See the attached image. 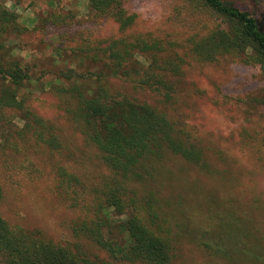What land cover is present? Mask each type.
Here are the masks:
<instances>
[{
    "label": "trees",
    "instance_id": "16d2710c",
    "mask_svg": "<svg viewBox=\"0 0 264 264\" xmlns=\"http://www.w3.org/2000/svg\"><path fill=\"white\" fill-rule=\"evenodd\" d=\"M89 1L95 18L115 21L122 33L136 22L137 16L128 11L126 0ZM181 1V8L212 24L205 33H197L188 41L198 61L211 63L238 57L259 68L264 77V0ZM62 16L48 19L40 33L47 36L62 29L71 31L75 37L62 38V46L56 49L71 50L78 61L89 60L101 68L97 73L67 69L57 74L56 80L61 94L72 101L70 118L92 150L86 153L87 158L96 161L102 172L93 186L64 167L56 172L55 192L77 214L70 237L49 239L40 229L10 222L0 209V264H176L179 240L173 234L170 214L147 186L167 178V172L159 171L169 154L203 169L207 168L203 152L184 137L165 111L114 92L108 80L121 79L134 90L158 95L163 104L169 105L178 84L175 79L182 75L183 60L178 56L163 58L160 54L164 47L148 44L143 38L94 41L93 30H77L75 23L67 24ZM26 32L29 29L0 1V161L7 169L0 176V205L5 200L6 186L12 187L14 182V157L33 155L36 145L51 152L65 147L58 129L30 110L32 92L28 89L34 80L31 69L9 53L7 34L22 36ZM139 55L148 58L146 64L138 59ZM87 80L95 82L94 89L81 84ZM8 112L17 114L22 126L14 123ZM189 210L185 207L184 213L192 212L194 218L197 211L202 213L199 209L196 213ZM211 212L210 219L216 222V227H210L216 232L214 239L238 242V247L230 249L228 263L232 258L243 262L245 254L259 251L253 247L250 253L245 241L248 234L239 225L236 231L230 227L229 235H225L224 218ZM119 228L126 235L122 242L115 237ZM260 259L264 255L257 257Z\"/></svg>",
    "mask_w": 264,
    "mask_h": 264
},
{
    "label": "rangeland",
    "instance_id": "374dc122",
    "mask_svg": "<svg viewBox=\"0 0 264 264\" xmlns=\"http://www.w3.org/2000/svg\"><path fill=\"white\" fill-rule=\"evenodd\" d=\"M0 1L29 29L22 36L9 33L6 40L9 53L31 69L34 80L28 89L32 92L30 110L58 129L65 146L63 151L51 152L36 145L33 155L12 159L16 167L11 173L14 182L12 187L6 186L5 200L0 205L10 222L40 229L55 241L70 237L77 214L55 192L56 172L64 167L89 186L102 172L96 161L88 160L90 147L69 116L72 101L61 94L56 80V75L67 69L97 73L101 68L89 60L78 61L71 50L56 49L62 46V38L75 37L71 31L62 29L47 36L40 33L48 19L63 15L67 24L75 23L77 30H93L94 41L143 38L148 44L164 47L160 54L163 58L178 56L183 60L182 75L175 79L178 84L169 105L163 104L158 95L134 90L121 79L108 80L114 92L165 111L184 137L203 152L207 164L203 169L169 154L159 171L167 172V178L147 186L170 214L173 234L179 240L176 264H264V259L257 260L264 255V77L259 68L238 57L211 63L198 61L188 41L197 33H205L212 24L181 8V0H126L128 11L137 19L125 33L115 21L95 18L89 0ZM138 59L146 64L148 58L139 55ZM81 84L95 88L93 80ZM8 114L22 126L17 114ZM3 167L1 160L0 176L7 173ZM183 206L202 213L197 211L194 218L192 212L184 213ZM211 210L224 218L225 235H229L230 227L236 231L239 225L248 234L245 241L250 253L253 247L260 252L249 255L244 248L247 254L243 262L232 258L228 263L230 249L238 247V242L214 239L216 232L210 227H216V222L210 219ZM115 237L118 242L126 238L122 228L115 230Z\"/></svg>",
    "mask_w": 264,
    "mask_h": 264
}]
</instances>
